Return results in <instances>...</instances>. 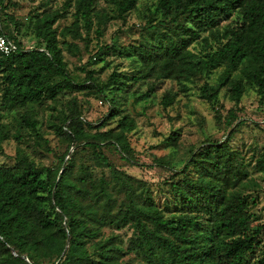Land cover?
Returning a JSON list of instances; mask_svg holds the SVG:
<instances>
[{
	"label": "trees",
	"instance_id": "obj_1",
	"mask_svg": "<svg viewBox=\"0 0 264 264\" xmlns=\"http://www.w3.org/2000/svg\"><path fill=\"white\" fill-rule=\"evenodd\" d=\"M52 1L27 14L35 46L25 49L22 25L8 12L16 4L0 0L1 33L16 46L11 55L0 53V142L17 144L11 162L0 165V264H264V225L248 226L254 200L244 191L253 183L250 168L264 174V146L246 160L230 144L244 124L235 110L243 96L253 91L264 104V0H107L101 8L98 0H64L55 9ZM141 1L139 37L127 46H100L93 57L102 62L98 72L108 66L104 56L128 57L132 73L115 69L102 80L83 65L84 77L74 75L64 51L77 55V41L86 47L91 31L102 38L110 22H125ZM196 78L203 80L199 98L230 130L205 140L179 169L154 162L170 171L160 206L148 183L116 168L105 149L139 166L129 142L137 123L126 100L146 102L170 83L161 99L166 109L176 100L174 87L186 92ZM82 91L107 103L98 123L84 119L74 96ZM222 91L233 103L224 117L215 109ZM43 110L66 144L55 165L35 158ZM170 134L165 141L177 149L179 133ZM79 148L91 152L92 165L76 164Z\"/></svg>",
	"mask_w": 264,
	"mask_h": 264
},
{
	"label": "rangeland",
	"instance_id": "obj_2",
	"mask_svg": "<svg viewBox=\"0 0 264 264\" xmlns=\"http://www.w3.org/2000/svg\"><path fill=\"white\" fill-rule=\"evenodd\" d=\"M41 1L13 0L16 6L9 8L8 12L13 14L15 19L22 25L18 26L20 30L18 37L25 49H31L35 46L34 37L31 31L26 28L27 14L33 8L38 7ZM63 1L53 0L50 6L55 9ZM145 4V1H141L138 4L139 9L131 11L125 22H110L102 38L91 31L88 36L90 43L86 47L83 42L77 41L80 50L77 55L64 51L69 70L74 75L79 76L80 79L84 77V73L79 70L83 65H86L89 70L92 69L98 72L102 62L93 59L98 47L104 45L127 46L136 40L145 25L142 18ZM106 6L107 0L97 1V8ZM38 11H40L39 8ZM11 28L13 29V25H11ZM191 49L197 51L198 48L192 46ZM103 58L108 62V66L102 72H98V76L102 80H106L115 69L128 74L133 71V64H131V59L128 57L114 54ZM217 74L218 71L210 77L209 83L213 82ZM202 83V79L196 78L193 83L189 82L187 84L188 91L186 92H182L180 87L175 86L173 92L178 93L176 100L172 106L166 109L161 105V99L164 93L170 90V83L164 84L146 102L134 103L133 97H128L125 102V109L137 123L136 131L129 135V142L134 149V155L139 166H132L120 159V156L114 150L105 149L106 156L116 168L148 183L154 199L160 206L167 197L164 182L169 181L170 171L154 166V162L162 158L173 169H179L183 166L188 154L202 145L205 140L217 141L223 139L230 130V128H225L221 122L216 120L212 107L199 98V88ZM145 89L146 85L141 86L139 92H143ZM85 93L86 91L77 92L74 96L77 97L82 106L84 119L90 123H98L108 113V105L100 98L92 95L87 96ZM68 98H70V95L66 96L64 100ZM231 108H233V103L223 96L222 91L215 109H219L221 117H224ZM235 110L238 119L242 120L244 124L233 134L230 144L232 147L241 150L246 160H249L251 155L259 153L264 146V104H260L256 94L249 91L243 96ZM49 116V111H40V119L43 120L41 127L43 138L41 140L33 139L36 141L35 149L40 152V154H35V158L45 165H55L58 161L57 157L65 152L66 144L46 123L45 118L47 119ZM2 121L6 123L7 119ZM173 131L179 133L177 149H173L165 141ZM16 146V141L12 138L0 142V165L11 162L10 158L14 156ZM75 153L76 164L88 159L87 163L92 165L89 150L79 148L77 151L75 150ZM96 172H99V170H96ZM250 173L253 183L245 185L244 191L254 200L251 211L254 213L255 218L248 226L255 229L257 225H264V174L256 173L252 168H250ZM122 233L124 238L130 235L129 231Z\"/></svg>",
	"mask_w": 264,
	"mask_h": 264
},
{
	"label": "built area",
	"instance_id": "obj_3",
	"mask_svg": "<svg viewBox=\"0 0 264 264\" xmlns=\"http://www.w3.org/2000/svg\"><path fill=\"white\" fill-rule=\"evenodd\" d=\"M16 51V46L8 40L2 33L0 28V53L8 56Z\"/></svg>",
	"mask_w": 264,
	"mask_h": 264
}]
</instances>
